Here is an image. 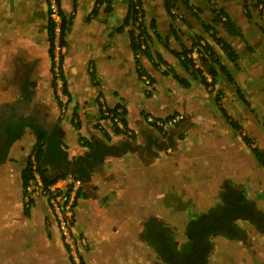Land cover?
Here are the masks:
<instances>
[{
  "label": "crops",
  "instance_id": "crops-1",
  "mask_svg": "<svg viewBox=\"0 0 264 264\" xmlns=\"http://www.w3.org/2000/svg\"><path fill=\"white\" fill-rule=\"evenodd\" d=\"M100 1L69 0L70 6H65L60 0L66 21L61 55L67 93L62 89L60 96L51 73L46 0H0V106L15 103L26 77L33 88L26 114L36 123L24 127L8 162L0 167V264H71L46 200L43 204L36 199L31 208L23 203L22 173L40 137L48 154L42 160L47 180L73 174L84 182L74 228L83 235L78 236L85 242L81 249L90 250L83 258L86 264H152L159 259L151 249L148 230L151 225H167L172 230L177 226L166 220L167 213L177 207L166 203L163 189L167 171L199 165L211 152L220 150L214 137L218 129L214 114L220 117L222 112L215 107L213 88L192 77L182 62L186 58L182 53L190 51L194 42L175 31L177 25L166 9L160 12L165 23L159 20V13L148 14L149 7L154 10L162 1L143 0L149 6L146 20L155 28L150 34L149 53L139 59L132 47L129 0ZM83 6L86 14L79 18L78 10ZM190 56L195 59L196 55ZM195 63L196 69L204 70ZM142 75L152 81L151 86L145 85ZM204 75L211 83L206 72ZM104 108L118 109L129 135L115 133L117 127L103 115ZM177 115L182 121L166 129L146 120L148 116L168 119ZM23 155L22 190L16 195L14 185ZM33 160L35 157L31 163ZM58 163L80 169L53 175L52 166ZM232 189L258 217H264L242 189L225 188L221 195ZM35 212L39 213L34 218ZM242 223L264 233V227L254 221ZM241 226L244 238H224L228 248L218 249L219 256L213 257L211 264H234V247H252V228L247 232ZM222 252L227 257H221ZM244 259L245 263H259L258 257Z\"/></svg>",
  "mask_w": 264,
  "mask_h": 264
},
{
  "label": "rangeland",
  "instance_id": "rangeland-1",
  "mask_svg": "<svg viewBox=\"0 0 264 264\" xmlns=\"http://www.w3.org/2000/svg\"><path fill=\"white\" fill-rule=\"evenodd\" d=\"M161 1L160 5L153 10L152 7L145 5L142 0V7L145 14L148 7L151 9H149L148 14H150L149 12L159 13V20L165 23L160 12L163 8L166 9V6L165 1ZM64 4L70 6L69 0H64ZM46 11L49 18L47 6ZM85 11V6L79 8V18L85 16ZM166 12L172 17L173 23L177 25L175 31L181 32L183 36L187 35L190 43L196 44L201 39L199 44L200 47H203L204 43L209 42L210 36L206 34L203 28V25H208L214 29L217 37L226 40L239 55L237 63L234 64L229 61L218 46L212 44L231 71L235 84H230L225 78H221L211 93L214 101L216 100L214 102L216 103L215 107H217V99H220L223 108L242 127V133L252 140L255 147L264 151V4L263 6L257 5V0H180L171 3ZM220 13H226L230 16L235 25V31L239 34L232 35L222 23L213 24L215 15ZM120 48L123 52L126 51V47L121 45ZM195 60L200 64L198 54H196ZM236 87L242 90L248 105L238 98ZM214 117V121L217 122L215 126L218 128L214 137L221 145L220 150H214V153L211 152L208 157H205V151L202 156L205 157L204 162L201 161L199 165L193 167L192 165L185 166V168L177 166L174 168V172L173 167L171 169L168 167L163 192L167 193L166 203L168 205L176 204L177 207L176 211L172 209V212L167 213L166 220L172 224L177 223V226H174L175 231L182 232L185 222L191 217L199 215L203 211L202 209L206 210L208 206L218 203L225 188L242 189L245 196L254 202L256 210L264 215L263 168L241 139V133L233 130L222 116L219 117L214 114ZM223 143L224 145H222ZM226 143H229L230 147ZM223 146H226L225 150H223ZM25 162L26 156L23 155L20 157L17 169L19 178L14 185L16 195L20 194L22 190L20 172L24 168ZM213 173L218 174V177L214 178ZM203 192L204 194L201 195ZM198 195L200 198L195 197ZM37 201L38 203H45L43 198H39ZM196 202L201 205L196 204ZM42 208L44 211L46 210L44 205ZM38 213L35 212L34 218L38 216ZM240 224L247 229V232H249L248 228H252L250 234L254 239V244L247 249L243 246L234 247V264H249L245 263L244 257H258V264H264V233H257L247 223L240 222ZM75 232L77 236L83 237L77 231ZM216 244L220 250L228 248L226 247L228 241L224 238L216 239ZM63 245L65 247L64 242ZM66 252L69 260L73 262V257H70L67 249ZM81 252L82 258H85V254H88L90 250L83 248ZM217 253L219 254L218 251ZM222 253L221 257H224V252ZM219 263L223 264L220 261Z\"/></svg>",
  "mask_w": 264,
  "mask_h": 264
},
{
  "label": "flooded vegetation",
  "instance_id": "flooded-vegetation-1",
  "mask_svg": "<svg viewBox=\"0 0 264 264\" xmlns=\"http://www.w3.org/2000/svg\"><path fill=\"white\" fill-rule=\"evenodd\" d=\"M27 78L20 83V95L15 103L0 106V167L8 162L10 152L26 125H36L34 117L26 114L31 104L33 88ZM53 175L72 172L77 167L55 164ZM76 172V171H74ZM220 201L206 211L191 217L182 232L165 225H151L148 238L151 249L159 259L152 264H211L217 254L218 238H244V228L240 222L254 221L264 227V217H258L238 191L233 190L221 195ZM71 264H74L71 261Z\"/></svg>",
  "mask_w": 264,
  "mask_h": 264
},
{
  "label": "trees",
  "instance_id": "trees-1",
  "mask_svg": "<svg viewBox=\"0 0 264 264\" xmlns=\"http://www.w3.org/2000/svg\"><path fill=\"white\" fill-rule=\"evenodd\" d=\"M56 1H57L58 6H59V13L61 16V24L59 27V29H60V31H59V43H60L61 47L64 48V46H65V34H66V24H65L66 21H65V16L61 11L60 0H56ZM164 1H165L166 9L169 10L171 3H176L178 0H164ZM100 2H103V1H100ZM46 3H47V7H48V13L50 16L48 19L47 33H48V40H49V55L51 58V73L53 75V86H54L55 92H57L58 84H57V78L55 75V68L58 65L60 78L63 82V85H62L63 93L67 94L65 91V87H64L65 81H64V74H63V68H62V60H63L62 55L59 56L58 61L56 60L55 47H56L58 26H57V23L51 18V12L49 10L50 9L49 8V0H46ZM129 4H130V6H129V22H131V26L133 27L132 47H133V51H134V55H135L136 59H139V58H141L142 55H147L149 53L150 42L152 39L150 34H151L152 30L154 32L155 25L153 24V22L148 23L146 19H144L140 23H137L138 22V17H137L138 12L135 9V3L133 0H129ZM138 4L140 7H142V0H138ZM263 4H264V0H257V5L263 6ZM142 13H143L144 18H146L145 10ZM221 23L224 25V27L227 28V30L232 35L233 34L234 35L239 34L237 31H235V25L231 21L230 16L227 15L226 13H220V14L215 15V18L213 20V24L217 25V24H221ZM203 28L205 29L206 34H208L210 36V41L207 43H204V44L201 42V44H203V47H200L199 43H200L201 39H199V41L196 44L194 43V45L190 51H186L185 53L184 52L182 53V55L183 56L185 55V57H186L185 60L182 61L186 71L190 72L189 74L192 77L194 76V77L200 79V81L207 88H210V87L215 88L214 86L216 85L217 82H219V80L221 78H223V79L225 78L226 81L230 84H235V80H234V77H233L231 71L228 69L227 66H225L223 64V61L220 58L219 53L214 49L212 44L218 46L220 48L221 52H223L228 57L229 61H231L234 64L237 63V61L239 59V55L233 50V47L226 40L217 37V34L212 27H210L208 25H203ZM195 52H196V54H198L200 64L204 68V70L199 69V68L198 69L195 68V66H196L195 61L196 60L192 56H190V55H193ZM205 72L211 78V83H209L207 81V76L204 75ZM142 76L141 77L144 78V75H142ZM175 78L179 83L183 84L184 86L187 85V83L184 79H181L178 76H175ZM150 84H152L151 80H150ZM236 94H237L238 98H240V100L243 103H245L246 105L249 104L247 99L245 98V95L242 93V90L239 87H236ZM217 106H218L219 110L222 112V116L224 117L226 122L231 126V128L233 130L241 133V139L246 144V146L250 149V151L254 155L255 159L257 160V162L264 169V151L259 149L258 147H255L252 140L247 135L242 133V127L223 108V106L221 105L220 99H217ZM110 111L112 113H114V115L119 116L121 118V113L118 111V109H113ZM121 121L123 123L124 129L121 130V129L116 128L115 133L116 134H122L123 133L125 135H129V133H128L129 129L127 127L126 121L123 120L122 118H121ZM23 131L24 130H21L20 134L17 137L18 139L23 135ZM43 146H44V142H43V139L40 137L37 141L36 146L34 147V149L32 151L31 156L29 157L27 167L22 173L23 189H25V187L28 185V183L32 179V163H31L32 157H35L37 169L40 172L44 182L46 184L50 183V181L47 180L44 171L42 170V160L48 155L46 153L45 149L43 148ZM53 152L54 153L59 152V154H61L60 150L55 151V149H54ZM82 264H86V263L82 260Z\"/></svg>",
  "mask_w": 264,
  "mask_h": 264
},
{
  "label": "built area",
  "instance_id": "built-area-1",
  "mask_svg": "<svg viewBox=\"0 0 264 264\" xmlns=\"http://www.w3.org/2000/svg\"><path fill=\"white\" fill-rule=\"evenodd\" d=\"M105 1V0H102ZM135 3V9L138 12V22H142L144 19V8L140 7L138 0H133ZM49 10L51 12V18L57 23L58 30L61 24V16L59 13V6L56 0H49ZM56 60L62 53L63 48L59 41L56 42L55 47ZM196 55V52L194 53ZM58 63V62H57ZM55 75L58 84V95L62 96L63 82L60 78L58 65L55 68ZM144 82L147 86H150V80L144 77ZM103 115L110 119L112 123L119 129H124L123 123L119 116L114 115L109 109H103ZM182 116H173L168 119H155L148 116L147 122L156 128L166 129L176 126L182 121ZM83 180L73 174H69L63 178L57 179L49 184H46L37 169L36 161H32V179L25 187L23 192V203L26 208H31L34 201L38 198L46 200L48 207L50 208L54 217L55 223L61 233L62 240L65 244L67 251L70 253V257H73L74 264H82L83 256L81 252V246H85V242L80 239L75 232V217L76 206L79 199V194L83 188Z\"/></svg>",
  "mask_w": 264,
  "mask_h": 264
}]
</instances>
